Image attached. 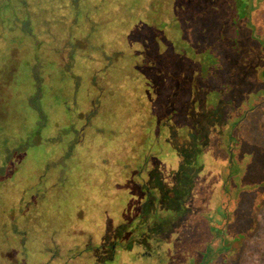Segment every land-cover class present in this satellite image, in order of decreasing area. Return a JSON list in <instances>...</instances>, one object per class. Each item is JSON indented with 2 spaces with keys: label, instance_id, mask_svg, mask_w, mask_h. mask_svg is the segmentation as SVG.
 <instances>
[{
  "label": "rangeland",
  "instance_id": "rangeland-1",
  "mask_svg": "<svg viewBox=\"0 0 264 264\" xmlns=\"http://www.w3.org/2000/svg\"><path fill=\"white\" fill-rule=\"evenodd\" d=\"M19 1L28 7L0 0V264H60L58 250L66 262L86 242L89 264H264V104L213 138L194 178L200 160L191 152L179 169L144 91L114 86L137 74L116 54L143 45L140 24L162 36L164 2L132 11L122 0L77 25L48 24L40 1ZM181 2L163 34L205 28V0ZM254 19L263 39L264 0ZM122 224L116 253L97 256Z\"/></svg>",
  "mask_w": 264,
  "mask_h": 264
},
{
  "label": "trees",
  "instance_id": "trees-1",
  "mask_svg": "<svg viewBox=\"0 0 264 264\" xmlns=\"http://www.w3.org/2000/svg\"><path fill=\"white\" fill-rule=\"evenodd\" d=\"M10 1L25 5L19 0ZM38 1L35 14L44 15L48 24L61 17V21L67 23L88 25L90 20L112 16L113 11L120 9L122 0ZM129 1L133 11L136 0ZM162 1L164 4L157 10L162 24V30L158 31L162 36H156L153 22L140 24L143 27L140 30L146 32L143 45L124 56L116 54L126 60L120 69L135 70L137 74L132 72L126 81L122 78L123 84L118 82L114 86L123 87L125 92L133 88V93L135 89L144 91L154 122L152 131L160 134L161 129L165 130L168 143L183 156L179 169L187 168L185 163L191 152L200 160L201 168L195 178L205 166L203 156L205 153L206 159L213 138L236 131L252 111L264 104L261 87L264 83V38L257 35L254 19L262 0H205V28L186 25L189 29L182 31L179 37L168 36L170 29L167 34L163 31L166 26L175 25L169 20L170 10L186 6H179V1L183 3L181 0ZM71 5L79 11L82 7L81 14ZM140 16L137 19L141 21ZM124 21L120 20L121 24ZM155 40H158L156 45L153 44ZM132 56L137 60H129ZM233 134L231 141L235 138ZM183 138L185 141L180 144L174 141ZM193 183L188 186L189 191Z\"/></svg>",
  "mask_w": 264,
  "mask_h": 264
},
{
  "label": "flooded vegetation",
  "instance_id": "flooded-vegetation-1",
  "mask_svg": "<svg viewBox=\"0 0 264 264\" xmlns=\"http://www.w3.org/2000/svg\"><path fill=\"white\" fill-rule=\"evenodd\" d=\"M151 213L152 212H150V214ZM125 227H127L126 224H122L119 226L120 236L122 235L123 231L125 230ZM110 232H111V229L109 230V233H107L106 237L104 238V240H105L104 242H106V243H103L102 246L98 249L99 253L97 256L105 255L106 257L110 258V257H112V254L116 253L117 247L119 246L120 242L122 241L123 236L111 237V236H109ZM84 246H85L84 249L77 251L76 253H74L75 250H73V248L70 249L68 252H71V256L66 259V262H63L65 256L63 257V254L58 250L56 255L59 256V261L62 262L60 264H68L69 261L73 262L74 264H77L76 261L79 262L78 264H89L90 263L89 262L90 257L87 255V254H89V253H87V252H89V243L86 242V245H84ZM143 254L148 255L149 253H147V251H145ZM112 259H114V257ZM202 264H205V262L203 261Z\"/></svg>",
  "mask_w": 264,
  "mask_h": 264
}]
</instances>
